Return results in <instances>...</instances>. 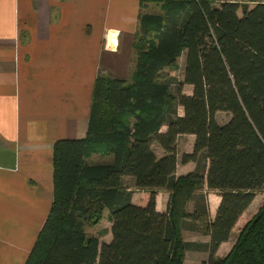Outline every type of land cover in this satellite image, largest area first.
<instances>
[{
    "label": "trees",
    "instance_id": "16d2710c",
    "mask_svg": "<svg viewBox=\"0 0 264 264\" xmlns=\"http://www.w3.org/2000/svg\"><path fill=\"white\" fill-rule=\"evenodd\" d=\"M214 1L140 0L162 12L139 14L129 78L96 77L85 136L54 141L51 206L23 264H183L189 250L208 252L202 264H264V200L216 254L264 189V0ZM181 56L178 80L169 71ZM217 112L230 117L219 124ZM183 134L194 140L178 158ZM188 162L194 168L177 175ZM124 178L146 192L144 204L131 201ZM206 190L219 196L212 218ZM104 211L111 238L100 242L85 228Z\"/></svg>",
    "mask_w": 264,
    "mask_h": 264
},
{
    "label": "crops",
    "instance_id": "0c3cea01",
    "mask_svg": "<svg viewBox=\"0 0 264 264\" xmlns=\"http://www.w3.org/2000/svg\"><path fill=\"white\" fill-rule=\"evenodd\" d=\"M140 13V0H0V264L27 258L52 202L53 143L85 136L96 77L132 73Z\"/></svg>",
    "mask_w": 264,
    "mask_h": 264
},
{
    "label": "rangeland",
    "instance_id": "374dc122",
    "mask_svg": "<svg viewBox=\"0 0 264 264\" xmlns=\"http://www.w3.org/2000/svg\"><path fill=\"white\" fill-rule=\"evenodd\" d=\"M221 0H215L214 3L217 5L219 4ZM162 12L160 4L159 3H154V2H147L141 7V14L144 13H149V14H160ZM184 66V56H181L178 60V69L171 70L169 71V74L172 75L173 77H176L178 80H182V69ZM183 92L188 94L191 92V87L185 85L183 87ZM178 113L182 114V108H178ZM230 115L226 112H217L215 115L216 121L219 124L225 123L229 119ZM192 148V139L190 135H183L179 137V140L177 142V153H178V158H180L182 152H189L191 151ZM156 152H160L159 149H156ZM108 155L102 156V155H91L88 160L91 161H105L107 160ZM192 164L191 165H182L179 164L180 166L177 169V174H186L187 171H190L192 169ZM126 186H130V188L133 191V194H136L135 198L136 201L139 202L140 204H144L147 197L146 192H142L139 190H136L135 186H132L133 183L130 181V179H124L123 182ZM161 192V197L163 198V195L166 194V191L162 190ZM159 193V192H158ZM157 193V194H158ZM206 195L208 198V205H209V215L211 217L212 213V208L215 205L218 196L215 193V191H209L206 190ZM146 198V199H145ZM264 200V189L258 190L256 192L255 198L253 199L252 203L249 205V207L243 212V214L239 217L236 226L234 227L233 231L231 232V236L228 241L224 242L219 249L217 250L216 254H219V256H223L226 251H228L233 244L239 230L242 228V226L245 224V222L252 217V215L257 211L258 207L261 205L262 201ZM192 207V202H190L187 205L188 210L191 209ZM214 216V215H213ZM212 218V217H211ZM110 227H111V222L108 218V212L104 211L103 217L95 224L93 225H88L85 230L87 235L95 236L99 239L100 242L106 241L110 238L111 233H110ZM182 236L185 240L187 241H202L205 240V237L201 235L200 233H191L189 231H183ZM218 256V255H217ZM208 257V252H198V251H193L189 250L185 252V258L183 261V264H202L203 261H205Z\"/></svg>",
    "mask_w": 264,
    "mask_h": 264
}]
</instances>
